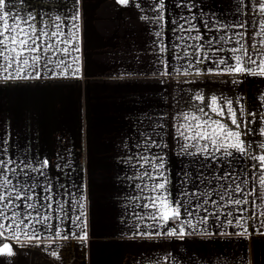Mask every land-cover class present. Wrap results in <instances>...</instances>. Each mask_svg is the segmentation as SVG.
I'll return each instance as SVG.
<instances>
[{"label": "crops", "instance_id": "1", "mask_svg": "<svg viewBox=\"0 0 264 264\" xmlns=\"http://www.w3.org/2000/svg\"><path fill=\"white\" fill-rule=\"evenodd\" d=\"M7 2L15 5L12 12L36 15L29 23L45 31L54 30L51 22L56 15L64 19L78 14L75 23L79 25V43L71 47L80 49V73L77 77L53 76L41 66L40 78L24 79L11 78L15 75L13 69L7 73L0 70V158L12 159L9 167L18 173L25 163L39 168L46 159L48 167L43 177L31 168L25 169L37 178L33 203H46L43 187L51 185L57 193L54 201L64 205L60 211H56L55 202L52 210L43 209L40 216L51 214L46 223H37L40 217L35 210L22 206L15 211L24 219L23 225L8 227L11 221H0L6 227L0 244L9 243L13 248L12 256L0 255V264H264V215H260L264 213V200L255 193L247 197L256 204L246 206L242 225L235 223L240 215L237 206L227 205L229 198H240L231 190L223 202L213 194L211 199L219 203L205 205L208 213L195 209L193 197L191 217L183 215L181 208L180 220L167 224L153 220L154 210L143 207L152 195L145 185L150 188L154 183L143 173L153 169L144 165L141 158H163L173 203L183 188L189 193L211 191L215 181L213 185L193 187L191 180H184L186 172L195 179L203 157L180 154V145L186 141L179 137L177 129L183 122L182 115H200L196 107L200 106L213 120L235 130L227 111L223 117L210 111L207 105L213 96L225 109L227 102L232 101L238 121L243 122L242 139L253 143L251 154H264L256 147L264 142L260 134L264 128V76L222 71L235 64L236 54L230 49L239 47L235 38H227L244 30L229 28L218 32L213 28L205 34L201 23L218 21L219 27L247 20V37L242 42L251 45L260 39L253 35L259 27L251 22L264 21V16L251 11L258 0H164L159 12V0H132L126 6L117 0H25L23 6L17 0ZM158 14L164 17L159 24L153 22ZM143 16L149 19H141ZM192 16L197 17L190 23L196 25L198 32L181 31L184 21L180 18ZM72 23L67 20L66 34L72 30ZM158 31L159 37L155 35ZM197 34H203L202 41L187 39ZM220 35H225L226 42H214L209 47L207 40ZM189 44L204 45L199 53L202 63H197V57L183 55L184 51H194ZM160 47L167 51L160 53ZM225 58L228 64H219ZM251 67L258 71L256 65ZM165 70L168 75H161ZM197 95H203L205 100H195ZM244 123L249 124L247 129ZM150 139L164 146H152ZM206 163L211 167H205L203 173L211 177L219 162ZM252 163L250 159L238 158L231 167L222 164L217 174L235 169L241 179H248V190L255 186L264 193L259 180L251 179ZM242 167L247 169L246 174L239 171ZM255 171L257 178L264 174V170ZM8 175L14 184L23 182L22 175ZM81 195L86 240L78 238L83 231L72 223L78 215L75 204H65L66 200H79ZM27 211L32 212L31 222L25 218ZM229 211L232 216L226 215ZM205 216L207 220L202 219ZM185 220L190 223L183 225V237L167 235ZM228 220L233 223L228 224ZM245 229L247 235H237ZM57 231L60 236H56ZM14 233L18 239L13 238ZM34 236L39 239H29Z\"/></svg>", "mask_w": 264, "mask_h": 264}, {"label": "snow or ice", "instance_id": "2", "mask_svg": "<svg viewBox=\"0 0 264 264\" xmlns=\"http://www.w3.org/2000/svg\"><path fill=\"white\" fill-rule=\"evenodd\" d=\"M132 0H117V3L120 5H129ZM243 2V0H241ZM25 0H17V4L23 6ZM15 7L7 2V0H0V60H3L4 64L0 65V70L7 73L9 69H13L15 75L11 78H40L42 73L40 71L41 66L47 71L51 72L53 76H73L77 77L80 73L79 67V47H71L73 44L78 45V29L79 25L75 23L79 19V15H72L62 19L60 15H56L54 22H51L54 30L45 31L44 29L38 28L36 24H30L29 21H34L36 15L31 12L26 13L24 16H21L19 12H12L10 9ZM164 8V0H159V8L157 12ZM240 11H243L241 8ZM252 12H257L259 15L264 16V0H258L255 7L251 8ZM70 19L73 21L72 30L67 34L64 31L66 27L67 20ZM143 20H148L147 16L141 17ZM164 17L162 15H157L154 19V23L159 24ZM181 20L184 23L180 24V30L191 33L192 31H197L195 24H191V20H196V16L181 17ZM12 21L11 23L9 21ZM59 22V23H56ZM174 22V23H178ZM201 23L204 26L205 34L211 32L213 28L216 31L227 30L229 28L243 29L244 31H237L233 33L232 37L227 39L235 38L236 43L239 47H233L230 49L232 53H235V64L224 68L222 71L227 73H251L253 75L264 76V21L257 22L253 21L254 25L259 27V31H254L253 35L255 37H260V39L251 45H245L242 41L247 37V28L249 21H237L234 24H219V27L216 24L210 23L207 20H202ZM185 25H190L185 27ZM157 37L161 35L158 31L155 33ZM179 39H184L180 37ZM187 39H192L195 41H202L203 34H197L195 36H189ZM219 44L221 42H226L225 35L213 36L207 40L209 47H212L213 43ZM61 45H64L61 47ZM179 47V45H177ZM189 48H193L194 51L191 53L184 51V56L197 57V63H202V60L199 59V53L204 47L203 44H189ZM222 50V49H217ZM167 51L165 47H160L159 52L164 53ZM61 54V55H57ZM207 53H204V57L207 58ZM53 57H57L56 60H53ZM45 62L41 65V61ZM221 65H227L228 59H221L219 61ZM52 65L53 67H49ZM251 65H256L258 71H254ZM167 68V65H165ZM54 69H60V71H55ZM31 70V71H29ZM211 71V70H210ZM163 76L168 75L167 71L160 73ZM187 73H185L186 75ZM199 74V73H198ZM6 79L9 77H5ZM197 101H204L205 97L203 95H197L195 97ZM210 108L212 113H215L217 116L223 117L225 111L228 113V118L230 119L231 125L235 126V130L229 128L226 124L219 120H213L208 112L204 111V107L196 106L197 111L200 115L195 113H185L182 115L183 122L179 125L177 132L179 137H181L186 143L180 145V154L188 155L192 157L202 156L203 161H200L201 169L198 170V174L195 179L191 174L185 173L184 180H191L193 187H196L198 184H209L213 185V181L216 183L213 185L212 190L208 191L207 189L199 192L189 193L186 188H183L177 193V198L173 203V194L170 191L169 179L164 173L165 164L163 163V158L159 156L141 157L144 161V165H147L148 168H152L153 172L145 171L143 176L148 177L150 180L154 181L151 187L145 185V189L150 191L152 195L148 197V203L144 204L143 207L147 209H153L154 214L152 215L153 220H159L167 224L169 221L180 220L182 213L181 208L184 209L183 215L191 217L193 212L189 209L193 207V197L196 200L194 205L195 209H203L205 213H208V208L205 205H208L211 202L212 205H217L219 202L225 200V196L229 195L228 190L239 195L240 198H229L227 200V205L237 206L236 211L240 213L235 220L237 225H242L245 222V217L242 213L246 210V206L252 205L253 207L256 204V201H250L247 197L252 194H256L258 199L264 200V193H260L259 190L253 186L251 190L247 189L248 179H241L236 175V170L232 171L225 170L223 175H218L219 167L222 164H227L231 167L232 163L237 161V159H250L254 163L251 164V168L254 170L252 173L251 179L255 181L259 180V185L264 188V174L260 175L258 178L256 176L255 170H264V154L252 155L251 149L253 147L252 142H245L242 139V136L245 133L240 131L242 121H238L237 112L233 109L232 101L227 102L226 109L218 105L217 97H211L210 105H207ZM243 126L247 129L249 124L244 123ZM260 134L264 136V128L260 130ZM201 141L204 143L201 144ZM149 144L152 146L163 147L164 145L156 144L154 139L149 140ZM149 145H145L148 147ZM259 149L264 150V142L256 145ZM192 149V151H190ZM234 150V151H233ZM3 151V149H0ZM219 153L220 155H216ZM236 154H239L237 157ZM211 160L213 163L219 162L216 173L211 177L205 176L203 169L205 167L210 168L211 165L206 163ZM194 163L197 161H193ZM13 164L12 159H3L0 158V221H11V224L8 227L24 224V219H20V214L15 211V209L21 208L25 210H35L36 215L40 217L36 222L37 223H46L50 218L51 214L40 216V213L43 209L52 210L53 203L57 205L56 211L63 210L64 205L60 204L58 200L54 201V196L57 193H54L51 185H45L43 191L47 193L43 197V200L46 203H33L34 199V190L37 187V178L30 176L28 171L25 169L31 168V171L38 172L40 176H45L44 169L48 167V161L45 159L40 163L39 168L32 167V165L25 163L23 168L20 169L19 173L16 168H10L9 166ZM241 173H245L246 168H240ZM11 172L14 176L22 175L23 182L17 181L16 184L13 183V180L10 178L8 173ZM239 179V183L237 180ZM31 180V184H29ZM222 181H229L225 184ZM244 185L245 187H242ZM139 187V185L137 186ZM213 194L219 196V202L215 199H211ZM202 197L203 203H200ZM19 202V203H17ZM75 204V210L78 211L75 220L72 223L83 231L86 228V220L84 213V197L80 196L79 200L70 202L65 201V204H69L71 207L72 204ZM39 204V206H38ZM11 210V215L9 211ZM227 216H232L233 212L229 211ZM264 215V213H260ZM26 219L31 222L32 212H26ZM251 218V217H249ZM202 219L207 220V216ZM218 219V216H217ZM18 221V223H17ZM228 224H232V220L227 221ZM185 223H190L189 221H182L179 228H172L167 232L169 236L179 235L183 237L185 235L183 225ZM5 224L0 223V236L5 234ZM56 236H60L61 233L57 231ZM160 233H157L159 235ZM247 229L243 232L237 233V235L245 236L247 235ZM77 235V234H73ZM13 238L18 239V236L14 233ZM39 239L38 236L29 237V239ZM65 239L68 237L65 236ZM80 240L87 239V232L83 231V235H78ZM0 255L12 256L13 248L9 243L0 244ZM56 255V253H53Z\"/></svg>", "mask_w": 264, "mask_h": 264}]
</instances>
